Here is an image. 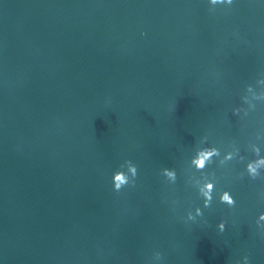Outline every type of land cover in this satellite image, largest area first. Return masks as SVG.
<instances>
[{"label": "water", "instance_id": "1", "mask_svg": "<svg viewBox=\"0 0 264 264\" xmlns=\"http://www.w3.org/2000/svg\"><path fill=\"white\" fill-rule=\"evenodd\" d=\"M262 158L264 0H0V264H264Z\"/></svg>", "mask_w": 264, "mask_h": 264}, {"label": "clouds", "instance_id": "2", "mask_svg": "<svg viewBox=\"0 0 264 264\" xmlns=\"http://www.w3.org/2000/svg\"><path fill=\"white\" fill-rule=\"evenodd\" d=\"M209 3L210 5L226 3L227 5L230 6L232 5L233 0H209ZM214 154H218L217 150L215 149H212L209 152L198 153V157L202 156L203 158L199 159L197 166L199 168H203L205 164V160L206 159L210 160L211 156ZM228 158L230 159L231 156L229 155ZM254 164L256 166H254ZM260 164H264V158L255 162L248 163L246 170L248 172V176L251 179L255 180L257 177L260 176V173L257 170ZM125 165H127V167H125ZM162 171L165 176L169 177L174 182L176 181L177 174L175 169L164 168ZM137 175H138L137 166L131 160H125V162L119 166V169L116 170L112 175L113 190L116 192H120L126 186L135 187ZM206 187L208 189H211V191H205L202 188L199 191V196L203 199L204 208H210L213 201V193L216 191V187L212 183L207 184ZM219 201L222 204H226L230 208L234 207L236 204V201L234 200L233 196L230 194L229 191L226 190L220 192ZM197 217H203V211L200 207L195 208V214L189 211L186 215L185 222L187 223L188 221H191L195 223L197 221ZM259 218L264 219V213H260ZM225 223L226 221L221 220L217 225V228L220 232H223L225 230ZM257 225L261 229V234L264 235V225H259L258 222ZM154 256L158 260L162 259V255L160 252H155ZM244 264H249L248 256L244 257Z\"/></svg>", "mask_w": 264, "mask_h": 264}]
</instances>
